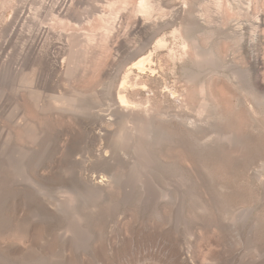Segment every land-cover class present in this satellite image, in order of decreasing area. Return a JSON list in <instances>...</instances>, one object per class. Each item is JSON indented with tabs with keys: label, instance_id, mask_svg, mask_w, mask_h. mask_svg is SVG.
I'll return each mask as SVG.
<instances>
[{
	"label": "rangeland",
	"instance_id": "374dc122",
	"mask_svg": "<svg viewBox=\"0 0 264 264\" xmlns=\"http://www.w3.org/2000/svg\"><path fill=\"white\" fill-rule=\"evenodd\" d=\"M137 1L111 10L112 0H0V142L10 131L36 161L42 144L6 118L27 99L24 90L14 94L18 77L38 67L50 74L39 87L45 95L104 100L158 38L177 58L166 49L154 53L149 91L133 96L151 97L152 116L141 118L157 134L147 140L156 162L150 172L170 193L143 201L146 190L137 183L125 201L112 181L93 197L100 211L90 204L96 215L79 221L76 241L66 222L46 223L33 203L3 201L0 191V264H264V0H233L239 7L227 12L226 0L220 9L214 0H150L148 18L136 11ZM174 29L188 41L184 58ZM198 53L205 55L200 68L193 64ZM165 85L187 88L190 109L179 112ZM26 109L47 144L57 130L59 144L78 131L69 117ZM181 113L197 127L186 126Z\"/></svg>",
	"mask_w": 264,
	"mask_h": 264
},
{
	"label": "bare ground",
	"instance_id": "6f19581e",
	"mask_svg": "<svg viewBox=\"0 0 264 264\" xmlns=\"http://www.w3.org/2000/svg\"><path fill=\"white\" fill-rule=\"evenodd\" d=\"M126 1L112 0L109 8L116 10L117 3ZM222 1L214 0L213 4L220 9L224 5ZM237 7L238 4L234 5L233 0H226L224 11H231ZM135 8L144 18L152 15L153 7L150 0H138ZM255 21L258 22V17ZM172 36L179 40L182 55L180 58H184L189 48L187 39L177 29L172 31ZM195 45L197 49L200 46L198 42ZM164 49L176 63V52L168 48L164 38H158L153 51L144 54L125 68L115 94L104 100L91 99L76 93L67 95L59 92L45 95L39 87L48 84L50 74L38 67L31 74L18 77L14 94L17 95L19 91L24 90L27 99L22 100L21 106L19 103L15 104L6 118L9 124L26 127L34 141H38V148L42 144L43 154L41 159L36 161L37 157L34 159L31 156L32 147L24 149L13 143L10 138L11 132L7 133L5 140L0 142V191L6 195L3 201L13 199L18 204L20 199L28 204L33 203L41 220L49 224L66 222L65 232L70 233L72 239L77 241L81 233L77 224L84 219L90 220L96 215L95 211H100V204L94 202L93 197L103 195L105 187L112 184V181H116L125 192V201L132 197L137 183L145 187L146 196H143V201H152L154 196L156 199L167 196L170 193L167 188L159 189L155 185L156 170L150 172L156 162L147 140L157 135L156 129L153 124L141 122L142 117L152 116L151 97L148 95L145 100L133 98L134 95L149 91L146 80L157 74V67L153 61L154 53ZM200 55L198 53L196 62L193 61L198 68L200 60L205 56ZM203 69L211 72L209 66ZM165 89L179 112L190 109V92L187 88L179 90L165 85ZM2 93L0 90V101ZM29 106L36 117L52 114L60 118L69 117L78 131L72 137L66 138L63 144H59L60 131L57 130L50 140H47L50 142L47 144L43 141L45 131L42 128H34L29 122L31 117L29 118L26 109ZM177 116H180L186 126L192 128L196 126L187 115ZM55 150L56 153L59 151L57 157L54 155ZM120 170L121 178L118 176ZM169 181L173 184L178 183L176 177ZM174 197L177 205L183 203L180 192L177 191ZM90 204L97 209L90 211ZM4 212L5 209L0 206V214Z\"/></svg>",
	"mask_w": 264,
	"mask_h": 264
}]
</instances>
